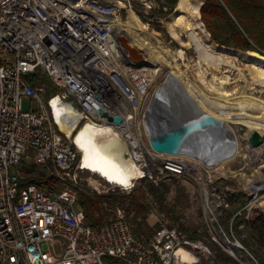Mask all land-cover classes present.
<instances>
[{"label":"built area","instance_id":"1","mask_svg":"<svg viewBox=\"0 0 264 264\" xmlns=\"http://www.w3.org/2000/svg\"><path fill=\"white\" fill-rule=\"evenodd\" d=\"M72 1L0 0V264H191L193 252L211 255L207 245L163 224L144 240L107 203L104 210L113 218H103L98 208L94 216L103 218L101 226L86 220L78 190L70 185L79 171H88L73 141L86 123L104 125L125 143L124 157L142 173L132 187L171 180L197 186L209 238L225 251L214 233L223 237L238 253L225 230L232 233L235 217L248 218L244 205L223 224L233 194L219 187L231 177L212 171L218 146L203 141L170 155L154 151L148 141L155 123L152 110L145 113L153 69L132 65L114 22L123 20L133 4L139 15L157 4ZM35 73L45 76L50 88L36 86ZM23 99L29 102L27 111ZM116 117L119 123L108 121ZM59 124L75 126L71 137L59 133ZM261 146L249 147L246 154ZM24 163L51 168L48 175L59 187L22 186Z\"/></svg>","mask_w":264,"mask_h":264},{"label":"bare ground","instance_id":"2","mask_svg":"<svg viewBox=\"0 0 264 264\" xmlns=\"http://www.w3.org/2000/svg\"><path fill=\"white\" fill-rule=\"evenodd\" d=\"M200 6L201 3L196 0H178L174 11L166 18L164 22L166 33L179 45L177 49H171L160 41L158 34L150 31L148 25L143 23L132 9L127 10V18L124 21L118 20L114 23L129 44L142 53L145 64L153 69L151 86L158 71L165 70L159 83L148 95L145 113L148 114L150 110L156 112L164 106L165 111L175 110V103L184 101L187 103L185 108L210 115L227 125L225 134L231 141L230 147L227 149L226 146L215 143L218 147L212 171H219L224 164L236 159L240 152L233 125L240 124L246 131L255 129L264 135V100L255 98L244 90L229 96L225 90L227 77L217 78L216 73L222 66L235 68V61L242 60L248 66V77L238 70L239 79L246 80L249 88L263 93L264 56L252 51L220 49L210 39L200 20ZM121 7L124 5L121 4ZM190 46L196 53L192 82L188 80L185 72L181 71L182 65L178 64L184 63L185 50ZM231 54L233 57L229 56ZM183 66L188 67L185 64ZM174 94L180 98L173 97ZM60 128L69 137L75 130V126L67 128L63 124H60ZM73 141L81 154L82 167L97 174L107 183L127 190L132 187L133 179L142 176L133 163L124 157L125 143L104 125L86 123L74 135ZM245 149L249 150L246 146ZM248 156L243 157L246 170L241 168L238 171H228V177L235 178L244 188L250 186L254 175L258 176L261 183L264 181L259 173L247 170ZM214 239L226 252L233 254V249L223 237L214 233Z\"/></svg>","mask_w":264,"mask_h":264},{"label":"rangeland","instance_id":"3","mask_svg":"<svg viewBox=\"0 0 264 264\" xmlns=\"http://www.w3.org/2000/svg\"><path fill=\"white\" fill-rule=\"evenodd\" d=\"M153 1L157 4L158 8L153 9L152 7L153 10L147 11V14L139 15L138 5L135 6L133 4L132 10L143 23H146L148 25L150 31L156 32L158 34L160 41H162L171 49L179 48V45L176 42L172 41L169 35L166 33V29L164 26L166 18H168V16L172 14L176 5L173 9L163 7L162 11L164 13H167V15L165 17L163 16L161 18H157L154 13L159 10L161 5H163V0ZM196 1H199L203 5L205 3V0ZM248 1H252L264 8V0ZM149 5L150 4L148 3V6ZM203 5L200 6L199 16L205 30L207 31L205 23L202 20L201 16V9L203 8ZM122 17L123 21L127 18V11L123 12ZM154 23L161 24L164 28V33L156 31L155 28L152 27L154 26ZM207 33L209 34L211 39L210 33L208 31ZM226 48L243 52L242 50H238L233 47ZM185 56L186 60L184 61V63L178 62V64L182 65L181 71L185 72L188 80L192 82V70L194 69V64L196 63V53L192 46L185 50ZM229 56L233 57L232 54ZM183 64L188 65V67L185 68ZM247 69V64L238 59L235 61V68H229L226 66L220 67L219 71L216 73V77H227L225 90L229 96H233L237 91L241 92L242 90H244L247 94H251L255 98L264 100V92L261 93L258 92L259 90H253L249 88L248 84H246V80L239 79L238 70H240L245 77H248ZM164 73L165 70L163 69L158 71L152 82L150 92H152L154 86L159 83ZM41 81V87L50 88L51 85L46 78ZM173 97L180 98L177 94H174ZM178 102L179 101L175 103V110L172 109V113L174 114L176 112V109H187L185 108L187 104L186 102ZM165 107L166 106L162 108L165 109ZM28 108V100L23 99L22 109L24 111H27ZM162 108L160 110H162ZM233 130L235 131L238 138L240 152L236 159L227 162V165L224 164L225 167L223 165L219 170V173L224 177H228V171H238L239 169L241 170V168L246 170L244 158L247 155V150L244 147L242 139H245L247 132L245 128H243L240 124L233 125ZM254 152L255 154L252 153L248 156L249 158L247 159V162L249 166L247 170L251 169L252 172L254 171V173H259L260 177L264 180V140L259 150H256ZM24 166L25 168H23L22 170L26 177H39L42 175L45 176L52 172L51 168L49 167H32L34 165H28L27 167L26 163H24ZM261 167L263 168L261 169ZM25 171L30 172L25 173ZM252 178L253 179L250 186L246 188L242 187L235 178H231L230 181L219 184V187L222 189L228 187L232 191L233 196L237 198L238 202H240L241 200L243 201L242 206L245 205L246 217L248 219L256 216L264 217V181L261 183L257 175H254ZM247 179L250 180V178ZM52 180L53 188H55L56 186L59 187V185H57L56 183V180L54 178H52ZM149 184L154 186L156 190L155 193L152 194L150 192L148 188ZM70 185L78 190L79 196L81 193L101 196L103 199L100 200L98 208L102 209L103 218H113L114 216L113 213H109L104 210L103 203H107V205L111 208L119 209L121 215L131 221L136 233L140 235L144 240H148L151 235L159 228L160 224H163L168 227L177 228L186 232L193 242H201L207 245L209 247L211 255L207 256L199 251L193 252L191 253V264H264V240H258V238L251 235L250 231L245 229L243 226L239 227V230L241 231L240 239L246 241V246L241 243V240L236 236L233 230L232 233L225 230L226 239L237 247L236 249L238 250V255L236 256L233 253L232 249L231 251L233 254H229L228 252L223 251L218 244L211 241L200 208L198 187L193 184L177 180H171L169 182L161 183L158 185L136 182L130 189H123L124 191H121L118 187L108 185L97 174L91 173L89 171H79L76 176V182L70 183ZM139 191L141 195L138 193ZM138 195L142 196V199L140 200V204L136 205V201L133 200V197L138 198ZM262 203L263 205H261ZM141 204L143 205V210L138 213L137 210L134 209V207ZM229 214L230 211L227 217L229 216ZM102 217L95 219L94 216V219L102 223ZM227 217H225V219H227ZM223 224L226 225L225 221L223 222ZM238 245L241 248H238Z\"/></svg>","mask_w":264,"mask_h":264},{"label":"trees","instance_id":"4","mask_svg":"<svg viewBox=\"0 0 264 264\" xmlns=\"http://www.w3.org/2000/svg\"><path fill=\"white\" fill-rule=\"evenodd\" d=\"M176 2L177 0H163V5L154 13L155 16L157 18L165 17L167 13H164L162 8L168 7L173 9ZM201 16L215 44L233 47L243 52H257L264 56V8L260 5L248 0H205L201 9ZM152 27L156 31L164 33V28L161 24L154 23ZM32 77L36 81V86H40L41 80L46 78L37 73L33 74ZM53 93L55 91H52ZM32 167H35V165ZM29 172L25 171V173ZM52 182L53 180L49 175H42L39 177H26L21 185L35 183L41 188L52 189ZM148 188L152 194L156 192L154 186L149 184ZM138 193L140 194V191ZM140 195H138V198L133 197L136 205L140 204V200L142 199ZM102 199L101 196L81 193L78 200V208L83 211L86 220L96 227L101 226L102 223L94 219V211L98 209L99 202ZM228 201L230 204V214L225 220L226 226L231 216L244 206H242V200L238 202L237 198L231 194L228 195ZM134 209L139 213L143 210V205L135 206ZM241 226L250 231L251 235L258 238V240H264L263 216L251 217L249 219H245L244 216L235 217L232 221V230L239 239L241 236L239 227ZM241 243L245 246L247 245L244 240H241ZM112 262L118 264L116 261Z\"/></svg>","mask_w":264,"mask_h":264},{"label":"water","instance_id":"5","mask_svg":"<svg viewBox=\"0 0 264 264\" xmlns=\"http://www.w3.org/2000/svg\"><path fill=\"white\" fill-rule=\"evenodd\" d=\"M119 42L128 52L133 66L149 67L145 64L142 53L131 46L125 37L120 36ZM217 46L220 49H229ZM99 113L103 114V111L100 110ZM153 113L155 114V123L149 133L148 141L151 148L156 152L177 155L203 141L216 143L221 146L224 145L226 148L230 147L231 141L225 134L227 132V125L210 115L199 111H192L191 109H176L174 114L172 110L165 111L164 108ZM108 121L119 123L120 119L118 117L114 119L108 118ZM58 131L64 134L60 128V124L58 125ZM246 132L245 139H242L244 144H247L251 148H257L262 145L264 140L263 135L255 129ZM233 253L238 255L235 249H233Z\"/></svg>","mask_w":264,"mask_h":264}]
</instances>
